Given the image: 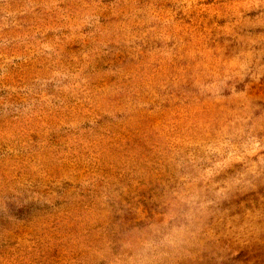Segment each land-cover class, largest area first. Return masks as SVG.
I'll return each mask as SVG.
<instances>
[{
    "label": "rangeland",
    "instance_id": "obj_1",
    "mask_svg": "<svg viewBox=\"0 0 264 264\" xmlns=\"http://www.w3.org/2000/svg\"><path fill=\"white\" fill-rule=\"evenodd\" d=\"M0 264H264V0H0Z\"/></svg>",
    "mask_w": 264,
    "mask_h": 264
}]
</instances>
